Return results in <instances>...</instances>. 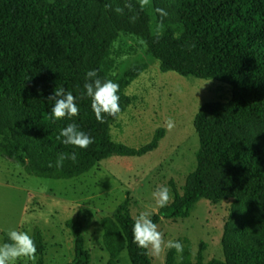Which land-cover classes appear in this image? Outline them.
I'll use <instances>...</instances> for the list:
<instances>
[{
  "label": "clouds",
  "instance_id": "clouds-1",
  "mask_svg": "<svg viewBox=\"0 0 264 264\" xmlns=\"http://www.w3.org/2000/svg\"><path fill=\"white\" fill-rule=\"evenodd\" d=\"M139 11L143 12L146 8L151 7V0H137ZM106 9H113V4L107 2ZM125 9L130 13H134L135 6L131 0H124L123 6L117 5L114 11L117 14L123 15ZM155 12L159 14L160 19L154 21L150 25L152 36L155 42H159L165 34L164 18L168 16L167 11L163 8H156ZM131 23H136L138 14H132L130 17ZM179 33L176 34V38ZM192 48L195 44L191 45ZM119 84L112 79H102L98 76L97 70H90L86 73L84 89L81 93L80 99L91 98V109L95 114V118L99 123H105V117H112L118 119L121 113L119 104L120 96ZM49 103L53 104L51 108L50 118L54 120H61L67 118L72 120L73 117L79 115V108L76 104V97L72 91L66 90L63 86H59L54 90V94L47 97ZM175 127V122L169 118L166 121V128L171 131ZM56 139L65 146H71L73 151L59 153L55 161V167L62 168L65 160L75 162L77 160V152L75 149H87L94 143V138L84 131L79 129L76 123H70L61 129ZM53 164L50 163L49 167ZM155 205L158 208L166 207L170 201V191L166 186L158 187L152 193ZM151 213L148 211H141L134 216L133 243L142 250L141 254L149 257L158 258L166 249H174L176 252V259L178 264L183 260L184 246L178 240L164 239V234L159 230L157 223L150 218ZM8 242L0 244V264H17L18 261L35 260L37 248L35 243L27 231L10 230L7 233Z\"/></svg>",
  "mask_w": 264,
  "mask_h": 264
}]
</instances>
